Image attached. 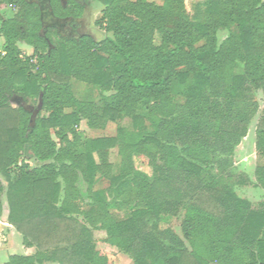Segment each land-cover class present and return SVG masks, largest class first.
Segmentation results:
<instances>
[{
  "label": "trees",
  "instance_id": "obj_1",
  "mask_svg": "<svg viewBox=\"0 0 264 264\" xmlns=\"http://www.w3.org/2000/svg\"><path fill=\"white\" fill-rule=\"evenodd\" d=\"M96 1L50 7L76 20ZM193 7L189 14L184 0H111L96 40L44 29L35 3L0 0V176L8 224L37 246L5 264H108L95 231L132 264H264V202L253 208L223 178L257 112L255 94L264 97V0ZM75 83L96 94L79 97ZM14 97L37 101L44 114L13 107ZM122 117L132 129L115 137L78 132L82 122L102 130ZM256 149L264 190V116ZM2 210L0 200V218ZM111 210L126 216L116 220ZM179 210L180 236L163 221Z\"/></svg>",
  "mask_w": 264,
  "mask_h": 264
},
{
  "label": "rangeland",
  "instance_id": "obj_2",
  "mask_svg": "<svg viewBox=\"0 0 264 264\" xmlns=\"http://www.w3.org/2000/svg\"><path fill=\"white\" fill-rule=\"evenodd\" d=\"M111 0H99L96 2H91L88 7L85 8V11L80 18V33L85 34L87 36H91L96 40H99L103 37V27L97 25V22L100 20L102 14L101 11L104 7L109 4ZM194 1H189L185 4L186 11L189 14L193 13L194 9ZM15 13V10L10 9L4 11L5 17H11ZM218 40L221 41L225 37V31H219L217 34ZM25 56H30L33 52L32 48L27 47L23 44L17 45ZM235 74L240 75L242 74V68L237 66L235 68ZM74 87L76 89V93L79 97L93 96L96 94L93 90L88 88L87 86L79 83H75ZM255 101L257 102L258 109L254 117L251 119L247 126L246 135L240 141V143L236 146L233 155H232V166L228 171V174L224 175L223 178L228 183V185L232 188L235 194L247 202L255 208L260 203L264 202V190L258 186L256 177H255V169L256 167L261 164L262 159L258 156L257 149H256V130L259 126L260 120L264 116V97L260 92L255 94ZM17 99L16 97L12 98ZM24 106H28L30 111H33V115L41 114L43 115L44 112L38 110L36 113L35 111L38 109V102H30L24 103L22 100L20 102ZM13 107H17L16 103L13 101L11 102ZM131 120L128 118H119L115 121H107L104 129L102 130H92L89 129L84 122L80 124L78 127V132L81 136L88 137V138H101V137H115L117 135V131L120 128L131 130ZM24 158L31 164L34 165V161L32 160L31 156L28 153V150L24 152ZM111 160L117 165L119 159L117 157V150L115 149L111 154ZM135 166L137 169L142 171L147 177L151 178V169L147 165H145L142 160L139 158L135 161ZM215 175H220V173H215ZM0 183L3 184V191L0 192V200L3 203V214L8 216V206L6 203V196H5V181L2 176H0ZM113 217L116 220H122L126 216V211H116L111 210ZM184 216L183 210H179L174 215H170L163 218V221L166 223V226L170 227L172 230L176 232L179 236L180 233V226ZM7 218V217H6ZM13 231L17 232L15 228L12 226ZM18 233V232H17ZM95 249L98 251L99 254L106 256L108 258V264H132L131 259L126 254L120 252L115 247L108 245L105 242V234L101 231H95L92 233ZM22 235L16 236V240L12 242V246H9L10 249L4 250L0 253V264L6 261L5 255H24L25 252L22 246ZM46 244L52 245V241H48ZM32 252L37 251V246L33 244ZM43 264H59L57 262H44Z\"/></svg>",
  "mask_w": 264,
  "mask_h": 264
},
{
  "label": "flooded vegetation",
  "instance_id": "obj_3",
  "mask_svg": "<svg viewBox=\"0 0 264 264\" xmlns=\"http://www.w3.org/2000/svg\"><path fill=\"white\" fill-rule=\"evenodd\" d=\"M35 2H36L35 4H38L37 2H39L41 11L44 14V18H43L44 29L52 28L58 34L67 37L85 36V34L80 33V26H81L80 18L76 20H72L71 18H58L55 17L54 15H53L54 19L50 18L47 16V5H45V2H43V0H37ZM28 110L30 111L31 109Z\"/></svg>",
  "mask_w": 264,
  "mask_h": 264
},
{
  "label": "crops",
  "instance_id": "obj_4",
  "mask_svg": "<svg viewBox=\"0 0 264 264\" xmlns=\"http://www.w3.org/2000/svg\"><path fill=\"white\" fill-rule=\"evenodd\" d=\"M35 1H37V0H33V3H36ZM184 1H185V4H187L189 1L200 2V1H204V0H184ZM10 9H12V8L5 9V11H7V10L10 11ZM2 45H3V39L0 37V50L2 48ZM25 108H29V107L25 106ZM4 214H3V216L1 215V218H0V253L3 252L4 250L10 249L9 246H12V242L15 241L16 236L19 235V233L13 231L12 226L10 224H8V222H7V218H6L7 216L5 217ZM22 246H23V250H24L25 254L21 255V256H31L35 253L34 251L32 252L33 247H27L23 244V239H22ZM10 256H13V255H9V254L5 255L4 259H6V261L3 262V264H5L7 262L8 258Z\"/></svg>",
  "mask_w": 264,
  "mask_h": 264
},
{
  "label": "water",
  "instance_id": "obj_5",
  "mask_svg": "<svg viewBox=\"0 0 264 264\" xmlns=\"http://www.w3.org/2000/svg\"><path fill=\"white\" fill-rule=\"evenodd\" d=\"M27 2L33 3V0H28ZM43 2H45V5H47V16L54 19L53 12L50 7V0H43ZM61 2H62V5L65 6L66 0H61ZM37 3H38L37 5L39 6V2ZM39 9H40V18H41L42 25H43L44 14L42 13L40 6H39ZM13 101L16 103V105L25 107L23 104L20 103L21 99L19 98L13 99L11 102ZM26 109H29V108H26ZM39 109H40V106H38V109L35 112L37 113Z\"/></svg>",
  "mask_w": 264,
  "mask_h": 264
}]
</instances>
